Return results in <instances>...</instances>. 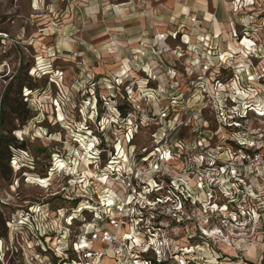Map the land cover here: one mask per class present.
Segmentation results:
<instances>
[{"label":"rangeland","instance_id":"374dc122","mask_svg":"<svg viewBox=\"0 0 264 264\" xmlns=\"http://www.w3.org/2000/svg\"><path fill=\"white\" fill-rule=\"evenodd\" d=\"M41 3L43 7H40ZM94 3L96 7L93 6ZM105 3L109 5L108 11L111 13L115 8L127 5L129 0H0V111L4 110V118L0 123V253L3 254V261H0V264H84L86 261L84 251L77 252L73 242L78 239V235L85 227V221L87 223L92 221L93 212L87 208L82 209L81 215L85 220H79L73 216V212L85 199L77 195L81 185H84V180L87 179L88 184L85 187H90L94 177H85L81 174L80 180L76 181L75 173H67L50 180L55 168V163L51 159L52 154L59 148L63 149L66 157L69 154L66 146L79 148L80 142L70 140L69 129L64 128L59 122L52 125L49 118L59 120L60 112L64 115L65 107L60 105L58 97L62 91L67 90L72 93L70 99L75 104L74 108L68 109V115L75 123L84 122L91 135L101 141L99 145L93 146L100 150L101 160H106L108 156L115 159L121 155L120 150L124 147V142L111 130L105 132L114 143L105 140V133L96 129L92 119L84 121V111L81 109V105L87 103L90 109L89 116H94L97 123L109 114L107 107L109 100L115 103L121 119H127L129 112L133 110L130 94L124 89H120L119 95L114 93L110 97L101 96L99 80L102 78L104 66L95 58L96 54L91 48L107 41L106 33L109 28L113 31H122L135 24L128 21L111 25L103 11ZM50 9L56 10L55 18L50 15ZM260 15L264 18V13ZM93 17L97 21L105 18V23H94ZM217 20L219 21V17ZM233 27L237 37L236 43L239 44L249 38L242 33L241 25L233 22ZM219 34L218 32L217 39ZM134 43L136 41H128V44ZM251 43L257 49L260 46L258 40H252ZM159 47V55L163 56L167 48L164 44ZM207 51L211 55L213 50ZM235 55L239 56L240 53L237 52ZM246 60L249 66L247 72L241 75L247 77V83L236 82V70L232 66L220 65L217 68L204 65L205 71L201 76L194 73L189 79L185 72V79L177 85L182 87L181 99L187 102L195 98L205 77H211L209 82L213 86L217 82L220 85L231 82L235 95L243 103L240 104L231 97L224 102L223 117L227 123L222 122L221 113L212 107L215 92L208 90L202 92L203 103L197 102L198 118L204 123H195L189 115L181 116L175 113L174 116L175 104L171 105L169 111L161 118L163 121L180 119L179 131L169 129L168 133L179 142L191 143L197 139L208 141L207 146L198 143L195 149L203 158L210 161L200 165L202 173L209 172L211 185L206 191L205 181L201 178L199 199L192 194L191 185L178 186L179 182L174 181L168 173H165L164 183L169 187L160 188L158 192L153 189L147 194L149 198L162 196L161 194L170 198L158 209L161 216L160 225L166 229L165 237L173 242L179 250L178 253L195 258L200 264H245L241 254L230 246L228 226L235 224L237 219L245 223L254 218V223H246V227L250 231L264 228V209L256 207L260 203V198H264V175L261 174L264 173V164H256L257 168L255 165L243 167L244 158L248 153H264V148L256 146L258 142H264V127L261 126V122L264 121L262 115L264 92L260 91L264 88V69H261V57L253 54L251 50ZM41 61H45V66L50 67L51 71L41 67ZM106 67L110 69L113 65L109 63ZM33 68L42 75L30 76L29 72ZM136 75L141 79L146 78L144 73ZM86 77H90L88 83H85ZM253 81L255 83H252ZM77 84L85 86L76 88ZM147 87L149 89L153 87L152 81H148ZM138 90L139 84H136L134 91ZM240 93L244 95L241 96ZM46 95H51L56 100V104L51 106V113L46 108L32 105L33 100L46 104L44 100ZM241 107L243 115L230 112V109ZM93 108L94 112L91 111ZM213 114L215 120L211 118ZM41 115L43 119H37ZM148 115L152 117L155 113L149 112ZM112 123L116 125L115 120ZM135 123L140 125L139 119ZM25 128H28L27 133L24 131ZM221 130L225 133L222 143L218 135ZM73 131L86 135L83 130ZM155 131L156 128L151 124L140 125L127 139L128 145L134 150V155L141 149V145L145 146L141 166H147L149 156L154 151L148 148L147 144L150 138H155ZM37 132L41 135L36 136ZM16 133L20 135L17 136ZM236 134L244 137L251 134L252 138L247 140L245 146V141L232 138ZM54 135H60L62 142L52 141L45 147L44 137ZM164 143V140L160 141V145ZM216 149L221 156L227 153L228 158H217L214 151ZM23 153H27L28 156H23ZM183 159L182 155L181 167ZM13 160L19 165L18 168L13 166ZM137 161L139 163V156ZM64 163L65 161L61 160V164ZM105 166L104 163L101 164V167ZM94 167L95 165L90 163L89 171ZM229 168L230 176L227 175ZM213 169L225 175L217 177L216 172L211 171ZM247 169L252 171L247 172ZM180 170V167L176 169L177 172ZM188 172L187 179H195L194 170L189 169ZM41 179L46 181L41 182ZM217 179L223 180L224 184H218ZM133 180L136 185L137 181ZM155 182L157 185L160 184L159 179ZM44 185H47V189ZM185 188L188 191H182ZM135 191L141 192L142 189L135 187ZM175 200L179 201V205L173 211L180 215V223L173 218L172 212L167 210ZM209 201L211 209L208 206ZM88 203L93 204L94 201L89 200ZM180 209H184L186 215L180 214ZM61 210L64 211L65 219L58 216ZM67 217H72L71 224H68ZM54 220L58 222V227H49ZM65 231L67 235H64ZM209 232L213 234L211 237H208ZM221 235L225 240L213 247L209 241ZM260 235L264 236V231H261ZM93 246L97 249L101 247L99 243ZM58 249L61 253L59 255ZM104 264L113 262L105 260Z\"/></svg>","mask_w":264,"mask_h":264},{"label":"clouds","instance_id":"9594fccd","mask_svg":"<svg viewBox=\"0 0 264 264\" xmlns=\"http://www.w3.org/2000/svg\"><path fill=\"white\" fill-rule=\"evenodd\" d=\"M93 6L96 7L97 5L94 3ZM40 7H43V3ZM108 8V4H103V11L107 14L106 19L111 25L128 21L135 22V24L130 26L128 30L122 31H113L109 28L106 33L107 41L91 48V51L96 54L95 58L104 66V72L101 74L102 78L99 80L101 96L110 97L114 93L119 95L120 89H124L130 94L133 110L129 112L127 119H121L115 103L109 100L107 102L109 114L97 123L94 116H89L90 109L87 103H83L81 109L84 111V121L92 119L96 129L105 133V140H109L105 130H111L119 140L124 142V147L120 150L121 155L115 159L108 156L106 160H101L100 150L93 147L99 145L101 141L91 135L84 122L75 123L68 115V109L74 108L75 104L70 99L72 93L67 92V90L62 91L58 97L60 105L65 107L64 115H61L59 120L49 118L52 125L59 122L64 128L69 129L70 140L80 142L79 148L71 145L66 146L69 153L66 157L63 149L59 148L57 152L52 154L51 159L55 163V168L53 169L54 175L50 177V180H55L56 177L67 173H75L76 181L80 180L81 174L85 177H94L90 187H85L88 184V180L85 179L84 185H81L80 190L77 192V195L83 196L85 199L75 208L73 216L79 220H85V217L81 215V210L85 208L96 213L97 225H94L92 230L97 232L100 231L99 221L102 218L106 219L105 213L108 216L112 215V210L107 208L109 202H114L116 209L124 208V211L118 213L121 217L126 215L131 217L132 212H136L139 216L140 210L135 208L136 203L146 208L158 209L160 201L154 197L153 203L149 204L146 197L153 189L158 192L160 188L169 187L164 183L165 173H168L174 181L179 182L178 186L179 184L191 185V192L196 199L200 198L199 192L201 189L199 184L201 178L205 181V190H209L211 185L209 172L202 173L200 165L210 163V161L195 151L198 143L207 146L208 141L197 139L191 143L179 142L169 136L168 133L169 129L179 131L180 119L172 118L169 121H163L161 118L165 112L169 111L171 105L175 104L174 116L175 113H179L181 116L189 115L195 123H204L198 118L199 104L197 103L198 101L200 104L203 103L202 92L204 90L215 92L212 107L216 112L221 113L220 118L224 123L228 122L223 117L224 102L229 97L240 104L243 101L235 95L231 82L225 85H220L217 82L213 86L209 82L211 77H205L204 83L201 89L197 91L195 98L185 102L181 99L183 95L182 87L177 86L185 79V72H187V78L191 79L194 73L197 76L204 73V65L217 68L220 65L232 66L236 70V82L247 83V77L241 75V73L247 72L249 64L246 57L249 50L261 57V69H264V18L260 15L264 13V0H129L127 5L115 8L114 12L110 13ZM49 12L55 18L56 10L50 9ZM217 17H219V21ZM92 20L94 23H105V18L97 21L93 17ZM233 22L241 25L242 33L249 37L239 44L236 43L237 37ZM218 32L220 33L219 39H217ZM209 36H211V40H209ZM129 40L136 41V43L128 44ZM252 40L260 42L258 49L255 45H252ZM161 44H164L167 48L163 56L159 55ZM208 49L213 50L211 55L208 54ZM237 52L240 53L239 56L235 55ZM109 63L113 65L110 69L106 67ZM41 67H45L46 71H51L50 67L45 66V61H41ZM136 73H144L146 78L141 79ZM94 74L95 72L92 73V75ZM29 75L39 76L42 73L33 68ZM56 79L59 82L58 76ZM89 80L90 77H86L85 83H88ZM148 81L153 83L151 89L147 87ZM252 83H255V81ZM136 84H139L138 91H134ZM84 86V84H77L75 87L84 88ZM260 91L264 92V88ZM25 95H27V90H25ZM240 95L243 96L244 94L240 93ZM94 99L95 97H93ZM44 100L47 102L46 104H40L38 101L33 100L32 105L42 109L46 108L51 113V106L56 104V100L51 95H46ZM91 111L94 112V108ZM149 112H154L155 115L150 117ZM230 112L243 115V108L230 109ZM211 118L215 120V114ZM37 119H43V115L37 117ZM137 119H139L142 126L151 124L156 128L155 138H150L147 144L148 148L154 149L149 156L147 166H141L144 160L143 149L145 146L141 145V149L134 155V150L127 143L128 137L140 126L135 123ZM113 120L116 121L115 126L112 123ZM261 126L264 127V121L261 122ZM73 129L83 130L86 135H80L78 131H73ZM24 131L27 133L28 128H25ZM16 135L19 136L20 134L16 133ZM35 135L40 136L41 133L37 132ZM218 135L222 143L225 138L224 131L221 130ZM257 136H259V133H257ZM232 138L245 141V146H247V140L252 137L251 134L248 137L236 134ZM33 140H35V136ZM161 140L165 141L163 145H160ZM52 141L62 142V137L60 135L44 137L45 147ZM109 142L114 143L110 140ZM256 146L264 148V142H258ZM157 148L158 150H156ZM169 149H171V152H169ZM214 151L217 158H228L227 153L221 156L218 149ZM22 155L28 156L27 153ZM182 155L184 159L181 167ZM137 156H139V163ZM28 159L31 160L30 157ZM61 160H64L65 163L61 164ZM107 160L112 162L108 163ZM12 163L15 168L19 167L15 160ZM90 163L95 165L91 171L88 169ZM102 163L106 166L101 167ZM178 167L181 169L179 172L176 171ZM189 169H193L196 174L193 180L187 179ZM211 171L216 172L214 169ZM246 171L251 172L252 169ZM261 174L264 175V173ZM216 175L219 177L225 174L216 172ZM227 175H231V168H229ZM133 179L137 181L135 187H140L142 191L137 192L133 188L132 207L129 208L127 207L129 205L128 189L132 187ZM156 179L160 180L159 185L156 184ZM237 179H239V172H237ZM217 183L223 185L224 181L217 179ZM44 188L47 189V185H44ZM182 191H188V189L185 188ZM161 195L163 196V194ZM205 198L207 199V197ZM163 199L166 203L168 197L165 196ZM89 200H93L94 203L89 204ZM178 205L179 201L175 200L167 209L172 212L173 218L177 220L180 219V215L173 210ZM208 206L211 209L210 201ZM256 207L264 209V198H260V203ZM180 214L186 215L184 209H180ZM151 215L152 213L149 212V220ZM58 216L60 219H65L64 211L61 210ZM66 219L68 224L72 223V217ZM233 219H236V217H233ZM129 222L135 227L134 219ZM246 223L253 224L254 218L245 223L237 219L235 224L228 226L230 246L241 254V259L245 264H264V236L260 235L264 228L250 231L246 227ZM196 226L199 227V224ZM49 227H58V222L54 220ZM236 229L239 231H235ZM87 230L88 225L85 221V233ZM100 234L109 243L115 239L120 240V247L123 248L121 255L124 257L120 264H134L129 245L124 242L123 232L118 228L109 226L107 233L101 232ZM64 235H67L66 231ZM136 235H139V232L133 234L132 239L134 242ZM145 235H148V233H145ZM212 235V232L208 233V237ZM81 239H83V234ZM224 240L225 237L221 235L209 242L213 244V247H216ZM156 247H159V245H156ZM144 250H146L144 243L141 242L136 251ZM197 251L200 250L197 249ZM57 254H61L59 249ZM0 261H3L2 253H0Z\"/></svg>","mask_w":264,"mask_h":264},{"label":"built area","instance_id":"2783aa9c","mask_svg":"<svg viewBox=\"0 0 264 264\" xmlns=\"http://www.w3.org/2000/svg\"><path fill=\"white\" fill-rule=\"evenodd\" d=\"M244 159L245 165L243 167L264 164V153H248ZM235 169L234 172L236 173L237 168ZM133 188H135L134 180L128 192L129 205L127 207L129 208L132 207ZM154 197L156 200L160 201V205L165 204L163 199L165 196L156 195L149 198V195H147L146 198L149 204L153 203ZM169 199L168 197L167 201ZM177 199L180 201L179 197H177ZM101 207H103V205H101ZM107 208L112 210V215L108 216L107 213H105L106 219L102 218L98 224L100 231L97 232L92 230L93 226L97 225V220L95 219L97 214L93 212L92 221L87 223L88 230L85 233L84 227L78 235V239L73 242L77 252L84 251V258L86 259L84 264H104L105 260H111L113 264H120V262L124 260V257L121 255V253H123V248L120 247V240L115 239L109 243L104 240L100 234L101 232L107 233L109 226L118 228L123 232L124 242L129 245L134 264H200L195 258H188L178 253L179 250L175 247L173 242H170L169 239L165 237L166 229L160 225L161 216H159L158 213L159 208L150 209L136 203L135 208L140 210V215L138 216L136 212H132L131 217L127 215L122 217L119 216L118 213L124 211V208L121 207L120 209H116L114 202L108 204ZM149 212L152 213L150 220ZM132 219L135 220V227L129 222ZM180 221L181 220L178 219L177 222L180 223ZM149 229H151V231H149ZM136 232H139V235H136L134 242L132 237ZM145 233H148V235H145ZM82 234L83 239H81ZM141 242L144 243L146 250L136 251V248ZM95 243H99L101 247L99 249L94 248L93 245ZM156 245H159V247H156Z\"/></svg>","mask_w":264,"mask_h":264},{"label":"trees","instance_id":"16d2710c","mask_svg":"<svg viewBox=\"0 0 264 264\" xmlns=\"http://www.w3.org/2000/svg\"><path fill=\"white\" fill-rule=\"evenodd\" d=\"M3 118H4V110H1L0 111V123H2Z\"/></svg>","mask_w":264,"mask_h":264},{"label":"bare ground","instance_id":"6f19581e","mask_svg":"<svg viewBox=\"0 0 264 264\" xmlns=\"http://www.w3.org/2000/svg\"><path fill=\"white\" fill-rule=\"evenodd\" d=\"M36 7H37V6H36ZM61 115H63V114L60 112V116H61ZM45 181H46V180H44V179L42 180V179H41V182H45ZM112 203H113V202H109V204H112Z\"/></svg>","mask_w":264,"mask_h":264}]
</instances>
